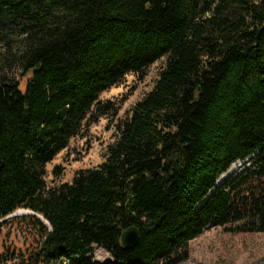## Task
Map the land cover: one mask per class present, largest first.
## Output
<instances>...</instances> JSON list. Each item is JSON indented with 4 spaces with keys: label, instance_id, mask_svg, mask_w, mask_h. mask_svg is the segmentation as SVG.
<instances>
[{
    "label": "trees",
    "instance_id": "16d2710c",
    "mask_svg": "<svg viewBox=\"0 0 264 264\" xmlns=\"http://www.w3.org/2000/svg\"><path fill=\"white\" fill-rule=\"evenodd\" d=\"M0 25L23 36L26 79L0 83V221L43 219L0 223V264H90L96 248L184 264L208 227L264 233V0H0ZM161 59L103 163L47 187L48 164L116 111L101 95Z\"/></svg>",
    "mask_w": 264,
    "mask_h": 264
},
{
    "label": "rangeland",
    "instance_id": "374dc122",
    "mask_svg": "<svg viewBox=\"0 0 264 264\" xmlns=\"http://www.w3.org/2000/svg\"><path fill=\"white\" fill-rule=\"evenodd\" d=\"M22 46L23 36L17 26L0 25V83L19 82L21 88L24 87L26 79L20 65ZM163 63L164 59L155 62L141 76L127 75L119 85L101 95L100 100L112 103L116 111L88 126L83 136L71 140L68 147L48 164L47 187L69 184L77 172L96 169L103 163L106 149L115 139L116 125L152 90ZM242 170L243 163L234 164L219 185ZM26 217L18 216L5 222ZM14 231L13 227L4 231L8 236L6 240L21 247L27 241ZM188 248L190 257L184 264H264V233L228 234L222 227H208L189 243ZM89 262L117 264L108 252L100 248L94 249Z\"/></svg>",
    "mask_w": 264,
    "mask_h": 264
},
{
    "label": "water",
    "instance_id": "95a60500",
    "mask_svg": "<svg viewBox=\"0 0 264 264\" xmlns=\"http://www.w3.org/2000/svg\"><path fill=\"white\" fill-rule=\"evenodd\" d=\"M23 216H34L37 217L40 220H43L42 217L34 214L33 212L28 211V214L23 215ZM17 216L14 215V213L8 217H6L5 219H3L2 221H0V223H3L11 218H16ZM139 241V233L135 228H129L128 230H126L125 232L122 233L121 235V244L125 249H130V248H134L137 243Z\"/></svg>",
    "mask_w": 264,
    "mask_h": 264
},
{
    "label": "bare ground",
    "instance_id": "6f19581e",
    "mask_svg": "<svg viewBox=\"0 0 264 264\" xmlns=\"http://www.w3.org/2000/svg\"><path fill=\"white\" fill-rule=\"evenodd\" d=\"M232 169H233V167L230 169V171L229 172H231L232 171ZM228 176V174H226V175H224V176H222V178L221 179H224L225 177H227ZM26 214H28V211H25V210H18V211H16L15 213H14V215L15 216H23V215H26ZM25 217V216H24Z\"/></svg>",
    "mask_w": 264,
    "mask_h": 264
}]
</instances>
